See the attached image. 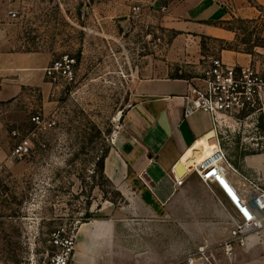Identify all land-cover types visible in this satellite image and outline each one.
Returning <instances> with one entry per match:
<instances>
[{"label": "rangeland", "instance_id": "rangeland-1", "mask_svg": "<svg viewBox=\"0 0 264 264\" xmlns=\"http://www.w3.org/2000/svg\"><path fill=\"white\" fill-rule=\"evenodd\" d=\"M190 4L0 0L1 9L17 14L20 51L76 59L74 80H50L46 94L36 86L17 92L0 83V264L43 261L53 251L50 238L58 229L78 233L84 224L115 220L116 236L133 235V223L147 219L131 209L140 200L124 197L100 167L123 134V116L134 102L133 80L201 78L222 49L264 48L250 24L233 25L240 29L234 42L178 30L171 14ZM36 115L44 123L32 122ZM216 128L220 147L234 167L264 156V110L241 119L222 117ZM20 143L31 147L21 160L13 155ZM153 219L159 223V246L169 247L170 233L180 234L173 224H165L173 218L162 214ZM219 245L209 248L218 251ZM90 246L91 262L104 264L102 253Z\"/></svg>", "mask_w": 264, "mask_h": 264}, {"label": "crops", "instance_id": "crops-1", "mask_svg": "<svg viewBox=\"0 0 264 264\" xmlns=\"http://www.w3.org/2000/svg\"><path fill=\"white\" fill-rule=\"evenodd\" d=\"M189 2L186 9L171 14L178 22V30L234 42L240 29L233 25L250 24L255 28L253 37L264 41V0ZM11 11L14 10L0 8V83L17 92L36 86L46 94L51 81L45 71L57 58L17 48V29ZM218 58L229 65L250 66L264 73L262 47L255 46L251 53L222 49ZM190 80L168 76L133 80L134 102L123 116L122 136L105 157L104 174L124 197L135 195L140 200L131 209L142 212L147 219L133 223V235L116 236L115 220L84 224L77 233L74 264H94L87 253L88 245L102 253L104 264H184L179 261L192 249L215 246L227 238L233 226L230 209L218 192L205 186L196 174L186 173L196 162L183 175L176 170L183 156L201 138L214 133L217 141V128L209 114L184 116ZM229 164L233 168L229 178L240 192L247 191L249 180L259 179L264 187V156L247 159L240 169ZM174 172L184 178L180 187L175 185ZM162 214L173 218L165 224H173L180 233H170L169 247L159 246V223L153 219ZM210 261L264 264V229L258 236H251L249 247L237 250L233 257L211 250Z\"/></svg>", "mask_w": 264, "mask_h": 264}, {"label": "built area", "instance_id": "built-area-1", "mask_svg": "<svg viewBox=\"0 0 264 264\" xmlns=\"http://www.w3.org/2000/svg\"><path fill=\"white\" fill-rule=\"evenodd\" d=\"M166 11V8H162ZM10 16L15 19L16 12ZM264 49V48H263ZM76 59L63 55L46 69V77L52 81L64 79L74 80ZM264 110V73L253 67L233 66L220 58L211 60L201 78L189 81L185 95L184 116L190 117L197 112L211 116L216 126L222 117L244 118ZM37 125L44 123L40 115L32 117ZM200 163H196L191 171L201 182L218 192L222 202L231 212L232 228L227 238L219 245L218 251L227 257H233L237 250L249 247V238L258 236L264 229V187L259 179L249 180L246 192L240 190L229 178V170L233 169L228 162L226 152L220 147ZM31 147L20 143L13 152L17 159L29 155ZM176 187H180L184 178L173 173ZM53 248L43 261L33 264H74L77 245L75 229L64 228L53 232L50 238ZM211 248L202 246L190 252L182 259L184 264H212Z\"/></svg>", "mask_w": 264, "mask_h": 264}, {"label": "bare ground", "instance_id": "bare-ground-1", "mask_svg": "<svg viewBox=\"0 0 264 264\" xmlns=\"http://www.w3.org/2000/svg\"><path fill=\"white\" fill-rule=\"evenodd\" d=\"M217 143L218 142L216 141L214 133H210L209 135L201 138L196 143V145L183 156L181 162H179L180 167L184 170V173H182V175L185 174L190 164H193L195 162L200 163L204 159L209 157L214 151H216L219 147Z\"/></svg>", "mask_w": 264, "mask_h": 264}, {"label": "trees", "instance_id": "trees-1", "mask_svg": "<svg viewBox=\"0 0 264 264\" xmlns=\"http://www.w3.org/2000/svg\"><path fill=\"white\" fill-rule=\"evenodd\" d=\"M226 50H237L236 48H226ZM242 52H245V53H251L250 51H242ZM172 78H180V79H183V77H180V76H173ZM104 161H105V158L102 159L101 161V169L104 171Z\"/></svg>", "mask_w": 264, "mask_h": 264}, {"label": "water", "instance_id": "water-1", "mask_svg": "<svg viewBox=\"0 0 264 264\" xmlns=\"http://www.w3.org/2000/svg\"><path fill=\"white\" fill-rule=\"evenodd\" d=\"M176 170H177L179 175H182V173H184V170L180 167L179 164L177 165Z\"/></svg>", "mask_w": 264, "mask_h": 264}]
</instances>
